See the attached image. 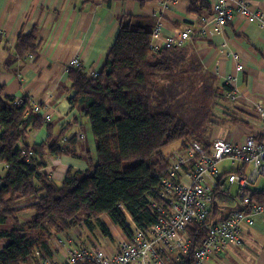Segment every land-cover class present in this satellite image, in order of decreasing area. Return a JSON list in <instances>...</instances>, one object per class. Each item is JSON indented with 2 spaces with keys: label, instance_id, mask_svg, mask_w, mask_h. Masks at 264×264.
I'll use <instances>...</instances> for the list:
<instances>
[{
  "label": "trees",
  "instance_id": "1",
  "mask_svg": "<svg viewBox=\"0 0 264 264\" xmlns=\"http://www.w3.org/2000/svg\"><path fill=\"white\" fill-rule=\"evenodd\" d=\"M203 9L210 15L208 4L191 0V13L200 14ZM36 31L17 34L14 55L37 51ZM151 33L146 26L123 23L96 76L84 69H67L73 90L68 104L76 115L56 134L51 123L42 122L32 112L29 98L15 101L3 95L0 84V165L4 168L0 175V264L54 260L57 249L53 242L79 226H86L94 237L100 234L112 239L102 216L127 236L132 226L147 230L156 220L149 203L158 200L159 175L169 161L162 147L173 140H192L190 137L209 144L202 134L203 119L194 114L200 108L206 112L208 106L200 104L193 88L177 82V64L171 55L178 48L154 52ZM1 44L5 42L0 36ZM186 92L192 100L181 101ZM81 118L87 119L95 156L87 147L80 149L82 134L66 133ZM43 126L45 139L28 144L26 130ZM20 144L26 154L20 153ZM45 155L78 157L87 168H68L57 184L43 171ZM28 210L32 211L30 217L22 218ZM95 229L98 235L93 234ZM186 234L190 240L186 264H190L192 250L206 232L203 226L190 224Z\"/></svg>",
  "mask_w": 264,
  "mask_h": 264
},
{
  "label": "crops",
  "instance_id": "2",
  "mask_svg": "<svg viewBox=\"0 0 264 264\" xmlns=\"http://www.w3.org/2000/svg\"><path fill=\"white\" fill-rule=\"evenodd\" d=\"M196 1L208 4L211 13L212 0ZM239 1L228 0L233 9ZM243 1L257 14L255 21L235 16L220 33L211 35L207 33V29L212 28L209 25L205 28L206 33L192 36L171 55L177 64L174 68L179 74L177 82L195 90L200 104L208 106L206 114L214 117L212 123L216 119L225 121V133L216 140L235 144L242 143L246 136L262 137L264 128V121L257 113V104L264 108V0ZM190 3L191 0H0V29L3 32L0 36L6 45L0 46L3 95L15 99L27 97L31 104L48 103L51 112L56 111L50 122L52 132L56 134L64 122L76 115L68 104L73 90L67 80L65 65L70 58L78 57L85 71H99L123 23L146 26L151 30L159 25L162 36L176 34L186 25L198 29L201 17H209V14L206 9L200 14L191 13ZM33 30H37L38 49L32 58L14 55L11 48L17 34ZM228 52L238 53L239 61L231 58ZM239 63L242 70L237 69ZM66 133L82 134L80 149L87 147L95 156L87 119L71 123ZM27 136L28 144H38L46 137L45 127L31 130ZM213 141L208 138V145L195 140L181 142L183 148L190 142H197L208 152ZM44 160L43 171L57 183L62 181L68 168L80 171L87 168L86 162L78 157L47 155ZM224 161H228L229 169L221 171L219 165ZM237 167L227 159L219 162L217 169L221 182ZM191 168L192 161L183 170L190 171ZM244 169L248 171L250 166ZM259 181L256 186L263 190ZM225 189L229 195L219 197L223 208L218 220L225 219L234 210L235 186L222 184L220 190ZM261 196L264 192L255 194L253 199L264 205ZM212 212L217 214L216 210ZM246 224L241 225L240 245L226 244L207 264H264V211L253 215L252 225ZM87 236L94 240L92 234L87 233Z\"/></svg>",
  "mask_w": 264,
  "mask_h": 264
},
{
  "label": "built area",
  "instance_id": "3",
  "mask_svg": "<svg viewBox=\"0 0 264 264\" xmlns=\"http://www.w3.org/2000/svg\"><path fill=\"white\" fill-rule=\"evenodd\" d=\"M235 16L248 21L258 18L243 0L235 9L228 0H212L211 13L209 17H201L198 29L186 25L176 34L162 36L157 25L152 29L150 46L154 52L181 48L192 36L206 33L205 28L209 25L212 28L207 29L208 34L220 33ZM228 55L239 61L238 53L228 52ZM69 67L84 69L76 56L67 61L66 70ZM242 68L239 63L237 69ZM90 74L95 76L96 72ZM32 110L39 113L44 122L51 121L56 115V111L51 112L46 104L34 103ZM257 113L264 121V108L260 104H257ZM225 159L238 167L221 182L217 164ZM170 160L165 172L159 175L158 200L149 203L156 220L147 230L132 226L130 235L121 233L116 247L109 251L98 245L78 246L67 238H58L53 244L63 258L60 261L46 258L39 264H76L78 261L93 264H186L190 253L186 229L190 224L203 226L206 232L200 245L192 250L190 264H207L228 243L240 245L241 225H252L253 215L264 211V205L253 199L254 194L264 192L256 186L259 179H264V128L262 137L246 136L240 144L214 140L208 152L197 142H190L184 147V153L174 152ZM191 161L193 168L183 170ZM245 166L250 169L246 171ZM222 184L235 186V202L234 210L225 219L218 220L223 208L219 197L229 195L226 189L220 190Z\"/></svg>",
  "mask_w": 264,
  "mask_h": 264
},
{
  "label": "rangeland",
  "instance_id": "4",
  "mask_svg": "<svg viewBox=\"0 0 264 264\" xmlns=\"http://www.w3.org/2000/svg\"><path fill=\"white\" fill-rule=\"evenodd\" d=\"M2 30L0 29V35H2ZM14 45H15V42L13 43V46H12V52H13V48H14ZM25 56H28L29 58H32V56H33V54H29V53H27V54H24ZM87 72V74H89V75H91L90 73L91 72H88V71H86ZM94 72H96V74H97V71H94ZM96 76V75H95ZM186 99H188V101L189 100H192L191 98H190V95L188 94V92H186V93H183L182 94V97L180 98V100L181 101H184V100H186ZM15 101H20V99L19 98H16L15 99ZM34 103H36V102H33L32 104H31V107H32V105L34 104ZM39 104V103H38ZM44 104H46L47 106H48V109L51 111V108H50V106L48 105V103H44ZM187 106L189 107V106H191L190 105V103H187ZM198 107H199V105H197ZM187 107V108H188ZM186 108V109H187ZM200 108V107H199ZM33 112V111H32ZM34 113V112H33ZM28 114V112L26 111L25 112V116ZM38 115H40L39 113H37ZM194 114H196L198 117H200L201 116V118L203 119V123H202V134H203V137L205 138V139H210V140H216V138L218 137V138H222V135H223V133H225V121H223V120H221V119H216L213 123H215V122H218L217 124H213L212 123V120L214 119V117H211V116H209V115H207L206 116V112H205V110H203L202 108H200V110H197L196 112H194ZM40 119L42 120V117H41V115H40ZM196 119V118H195ZM42 122H44L43 120H42ZM51 121H49V122H44V123H50ZM30 128V125H28L27 126V129H29ZM218 128V129H217ZM32 129V128H31ZM31 129L30 130H26L27 132H28V134H30V132H31ZM27 138H28V136H27ZM26 138V139H27ZM192 140H195L194 138H192V137H190ZM45 139V138H44ZM44 139H42V140H44ZM41 140V141H42ZM196 141V140H195ZM19 150H20V153L21 154H26V149H25V147L22 145V144H20L19 145ZM162 151L164 152V153H166L167 155H168V157L170 158V156H171V154L172 153H174V152H178V153H184V148L182 147V144H181V140H173V141H171V142H169V143H167V144H165L163 147H162ZM29 154H31V151H29ZM47 155H45V157H46ZM170 162H171V160L169 161V164H170ZM229 167V163H228V161H224V162H222L220 165H219V169L221 170V171H223V170H225V169H229L228 168ZM4 173V168L3 167H1L0 166V175H2ZM46 174V173H45ZM47 176H48V174H47ZM50 177H51V175H50ZM51 179L53 180V178L51 177ZM262 180H264V179H260V181H259V184L261 185V186H263L264 187V182L262 181ZM54 181V180H53ZM57 183V182H56ZM57 184H59V183H57ZM232 194H234V193H232ZM31 213H32V211L31 210H28L27 212H25V213H22L21 214V217L22 218H25V219H27V218H29L30 217V215H31ZM104 220V222H106V224L108 225V227L110 228L109 230H110V234H111V236H112V239H109L108 238V240H106V242H104V243H102L103 242V240L105 239V238H102L101 236H100V234H99V236H93L94 237V240L92 241L91 239H89V237L87 236V233H89V234H91L92 232L89 230V229H87L86 228V226H84V227H82V226H79V227H76V228H74V229H70L68 232H66V233H64V234H62L61 236L62 237H59V238H62V239H65V238H67L68 240H70V241H72V242H74L76 245H78V246H90L89 244H92V245H94L95 243L99 246V247H101L102 249H104V250H109V249H111L112 247H115L116 246V244H117V239H118V241L120 240V238H121V231L119 230V229H117V228H114L110 223H109V221L107 220V218H105V217H103L102 216V221ZM95 232H97V235H98V229L96 230H94V232H93V234H95ZM99 241V242H96V241ZM0 250H1V248H0ZM63 257H62V254H60L59 252H57L56 253V255H54V260H61Z\"/></svg>",
  "mask_w": 264,
  "mask_h": 264
},
{
  "label": "clouds",
  "instance_id": "5",
  "mask_svg": "<svg viewBox=\"0 0 264 264\" xmlns=\"http://www.w3.org/2000/svg\"><path fill=\"white\" fill-rule=\"evenodd\" d=\"M169 161H170V158H169ZM169 161H168V165H169ZM168 165H167V167H168ZM167 167H166V168H167ZM165 170H166V169H165Z\"/></svg>",
  "mask_w": 264,
  "mask_h": 264
},
{
  "label": "water",
  "instance_id": "6",
  "mask_svg": "<svg viewBox=\"0 0 264 264\" xmlns=\"http://www.w3.org/2000/svg\"><path fill=\"white\" fill-rule=\"evenodd\" d=\"M1 187V186H0Z\"/></svg>",
  "mask_w": 264,
  "mask_h": 264
}]
</instances>
